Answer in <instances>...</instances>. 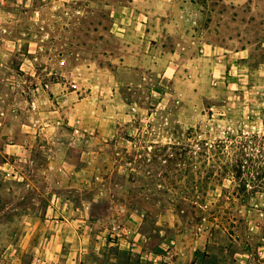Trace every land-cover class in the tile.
<instances>
[{"label": "rangeland", "instance_id": "obj_1", "mask_svg": "<svg viewBox=\"0 0 264 264\" xmlns=\"http://www.w3.org/2000/svg\"><path fill=\"white\" fill-rule=\"evenodd\" d=\"M252 135L264 0H0V264H42L59 220L98 232L132 211L177 264H264V140L237 147ZM238 163L245 184L221 176ZM97 251L83 262H134Z\"/></svg>", "mask_w": 264, "mask_h": 264}, {"label": "crops", "instance_id": "obj_2", "mask_svg": "<svg viewBox=\"0 0 264 264\" xmlns=\"http://www.w3.org/2000/svg\"><path fill=\"white\" fill-rule=\"evenodd\" d=\"M7 179H15V176H8ZM6 207L9 210L16 209L15 205L10 203H8ZM65 207L63 204L52 205L50 210L55 214H60L64 213V210L68 208ZM76 209L79 211L83 208L77 206ZM86 209L88 210L89 208L87 207ZM48 213L49 212L46 211L44 215L47 216ZM82 215H84V213H82ZM118 220L119 219L114 218L113 221L115 223L112 226L106 225L104 229L102 228L98 232H95V226L90 217H72L71 220L57 221V230L53 232L50 231L48 233L50 236L49 241L47 240L49 246L53 248L54 251H49V253L46 254L48 259L43 260L42 264H65L67 262L88 264V262H83V255L87 252L90 254L99 253L97 251V246L102 245H107L110 248L113 245L119 252L131 255V259L134 261L131 264H177L176 259L174 260L171 257L177 255V252L169 242L163 243V250L157 248L156 251H152V249H148L149 247L145 246L144 243L139 240L140 238L143 240L145 237V233L141 231L140 227L144 221V213L132 211L129 212L124 219H121L123 222L118 223ZM43 221L44 222H42L41 219L42 223L51 224L54 222L53 220L47 219V217L43 219ZM69 244L73 248L72 252L65 250V247L70 246ZM151 255L152 258L150 259L152 260L149 259ZM89 264L92 263L89 262ZM106 264H114L112 255L108 258Z\"/></svg>", "mask_w": 264, "mask_h": 264}, {"label": "trees", "instance_id": "obj_3", "mask_svg": "<svg viewBox=\"0 0 264 264\" xmlns=\"http://www.w3.org/2000/svg\"><path fill=\"white\" fill-rule=\"evenodd\" d=\"M250 138H252L253 140H260L259 138H262V140H264V135H252L251 137H249V138H246V141H241L240 142V145L239 146H237V147H240L239 148V150H240V156H242L243 158H247L246 156H245V154H246V152H245V149H244V147H246V143H247V141H248V139H250ZM223 141H221V142H218V145H219V147L221 146L220 145V143H222ZM263 144H262V147L261 148H259V151H260V156L263 158L264 157V141L262 142ZM221 148V147H220ZM219 152L221 153V154H223L222 153V150L220 149L219 150ZM259 156V157H260ZM219 157H221V156H219ZM255 157H253V156H250V159L251 160H253ZM257 159V158H256ZM261 165L258 167V169L256 170V176H254V178H255V180H256V187H260L259 189H263L264 190V180H263V177H264V166H262V163H260ZM229 165H230V167H229ZM224 168V170H223V172H222V174H221V176H223V175H225L227 172H234L235 173V175H236V177L237 178H239V179H241V182L243 183V184H245L246 182V180L243 178V176H244V171H243V169H242V165H241V163H238V164H228V165H226V166H224L223 167Z\"/></svg>", "mask_w": 264, "mask_h": 264}]
</instances>
